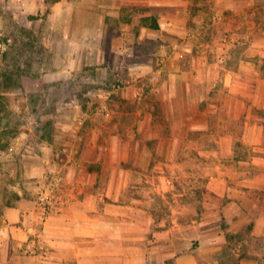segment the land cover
<instances>
[{"label": "rangeland", "instance_id": "rangeland-1", "mask_svg": "<svg viewBox=\"0 0 264 264\" xmlns=\"http://www.w3.org/2000/svg\"><path fill=\"white\" fill-rule=\"evenodd\" d=\"M54 1L0 0V167L21 175L31 147L51 160L53 174L70 159L71 179L86 182L75 205L97 207L91 195H111L110 210L124 219L115 224L130 229L129 248L145 247L149 264H170L163 251L197 264H264V237L251 234L264 197L253 200L237 184L252 170L240 162L252 159V98L263 94L264 0H240V32L250 39L233 48L240 59L229 61L246 97L240 108L223 71L197 77L171 70L153 39L133 55L122 44L69 69L72 47L59 35L65 29L56 26ZM58 69L66 74L48 77ZM56 174L55 198L67 185ZM235 195H245L244 213ZM134 251L129 258L138 264Z\"/></svg>", "mask_w": 264, "mask_h": 264}, {"label": "crops", "instance_id": "crops-1", "mask_svg": "<svg viewBox=\"0 0 264 264\" xmlns=\"http://www.w3.org/2000/svg\"><path fill=\"white\" fill-rule=\"evenodd\" d=\"M52 5L56 26L63 23L65 29L59 35L72 47L67 56L69 69L74 70L80 61L105 58L122 44L133 50V55L134 47L153 39L156 55L168 61L171 70L204 77L218 69L224 73L223 84L232 102L237 100L240 108L241 98H246L235 80L236 68L229 63L240 59L233 48L250 39L249 33L240 32V0H56ZM65 74L58 69L48 77L58 79ZM260 95L259 101L252 98V159L240 162L241 167L252 170L242 172L237 183L238 191L259 202L264 197V85ZM44 144L52 148L50 143ZM67 147L62 150L76 153ZM31 150L22 156L21 175L10 164L0 167V264H113L112 258L118 261L115 264H134L129 258L130 248L137 250L138 264H149L145 247L129 248L130 229L115 224L120 221L122 225L124 219L122 213L110 210L107 201L111 195H91L97 207L92 203V207L80 210L75 205L79 203L77 193L85 190L86 182L71 179L76 172L71 160L53 174L51 160ZM57 172L62 173L67 185L55 198L52 181L59 176ZM5 179H10L9 183ZM235 198L232 203H239L242 212L240 205L246 197ZM263 221L261 208L252 236L264 237V227L258 226ZM82 239L92 245L80 244ZM162 256L163 263L168 259L170 264H197L187 261V255L186 262L183 256L169 251H163Z\"/></svg>", "mask_w": 264, "mask_h": 264}, {"label": "built area", "instance_id": "built-area-1", "mask_svg": "<svg viewBox=\"0 0 264 264\" xmlns=\"http://www.w3.org/2000/svg\"><path fill=\"white\" fill-rule=\"evenodd\" d=\"M0 47H1V43H0Z\"/></svg>", "mask_w": 264, "mask_h": 264}]
</instances>
